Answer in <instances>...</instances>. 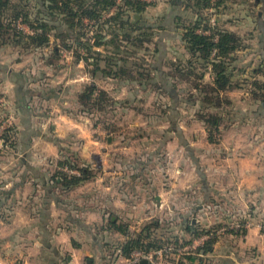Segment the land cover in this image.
<instances>
[{
  "label": "crops",
  "instance_id": "0c3cea01",
  "mask_svg": "<svg viewBox=\"0 0 264 264\" xmlns=\"http://www.w3.org/2000/svg\"><path fill=\"white\" fill-rule=\"evenodd\" d=\"M167 3L146 5L143 13L132 15L142 25L159 22L157 49L153 45L137 55L155 68L150 81L95 72L77 60L75 48L62 50L56 66L49 61V48H0V94L8 100L2 115L12 117L17 131L14 146H0V264H107L128 240L110 229V221L133 234L155 223L152 238L197 243L193 254L166 264H264V236L257 225L244 236L219 237L206 253L202 248L209 239L200 242L204 234L186 232L189 225L204 233L235 219H264V103L238 91L242 88L229 91L223 141L209 139L196 117L197 105L184 103L180 87L186 84L168 76L169 63L187 59L180 18L195 21V15L173 0ZM52 22L63 24L61 16ZM229 25L236 32L235 23ZM247 45L236 53V64L245 69L234 76L237 83L252 82L260 62L258 50ZM95 50L104 53L101 47ZM81 55L87 56L84 50ZM91 84L106 91L117 108L144 106L141 95L147 92L157 96L153 104L170 106L169 112L140 109L131 132L105 117V128L77 104V95ZM64 157L90 167L94 177L64 188L54 179Z\"/></svg>",
  "mask_w": 264,
  "mask_h": 264
},
{
  "label": "trees",
  "instance_id": "16d2710c",
  "mask_svg": "<svg viewBox=\"0 0 264 264\" xmlns=\"http://www.w3.org/2000/svg\"><path fill=\"white\" fill-rule=\"evenodd\" d=\"M231 1L236 4L243 3L244 0H216L214 7L216 10H221ZM173 2L183 7L185 11L190 10L195 15V21L180 18L179 24L184 27L181 39L187 59L169 63L168 76L186 84L180 87L184 103L197 105L196 117L206 125L209 139L216 142V134L221 132V126L228 123L226 117L230 115L229 108L232 105L227 95L229 91L240 89L243 86L241 83H249L252 86L249 91L252 99L264 103V64L259 62L252 82L247 80L234 82V76L242 74L245 70L244 67L236 64V53L244 49V38L236 32L223 29L220 25L209 24L207 11L212 7L211 0H173ZM256 2L264 3V0H256ZM113 4L114 0H19L18 2L0 0V48L12 46L29 52H39L49 48L52 59L49 61L55 66L60 63L62 50L75 48L77 60L83 59L88 65H92L95 72L100 71L130 82L150 81L153 79L151 72L155 68L146 66L147 61L137 55L139 51L147 53L153 45L157 49L154 37L159 22L143 25L142 21L135 22L132 15L143 13L146 5L132 0H126L114 16L103 20V11ZM60 16L63 24H54L52 19ZM84 19H90L96 24L93 34L87 40L85 37L90 30ZM19 21L27 25L32 32L28 34L19 29L17 26ZM199 28L207 32H198ZM95 47H101L104 53L95 50ZM82 50L87 56L81 55ZM159 87H157L159 91H164ZM113 102L106 91L94 84L87 85L77 95L80 111L90 116L105 113L108 105ZM169 109L168 105L161 106L163 114L169 112ZM3 113L4 109L0 110V120L5 118ZM100 122L105 128L107 127L105 117ZM16 132L15 126L5 131L2 136V148L15 145ZM57 166L75 167L80 171L79 175H71L60 169L57 170L54 179L64 188L79 186L94 177L90 167H80L72 157H64ZM221 225L213 231L219 229ZM113 227L115 231L128 237L125 244L116 248V250L121 248L125 257H129L135 250L149 252L170 244H186L174 236L152 238L156 233L154 230L158 228L155 223L147 224L136 234L131 233L126 225H117L110 221V229ZM186 232L192 237H198L210 231L193 232L189 225ZM246 232L230 231L228 234L244 236ZM219 237L213 232L202 250L205 253L212 251V246Z\"/></svg>",
  "mask_w": 264,
  "mask_h": 264
},
{
  "label": "rangeland",
  "instance_id": "374dc122",
  "mask_svg": "<svg viewBox=\"0 0 264 264\" xmlns=\"http://www.w3.org/2000/svg\"><path fill=\"white\" fill-rule=\"evenodd\" d=\"M14 1L18 2L19 0H14ZM161 1H164V3L168 4L167 1L169 2L171 0H161ZM211 2H212V5H211L212 7L207 11L208 16H209L208 22L211 23V20L213 19L215 21L214 26L220 25L223 29H227L228 27H230L229 23L233 21L235 23V26L233 27V29L238 34H240L243 38L248 36L247 43L243 42V44H248L247 48H251L253 51L257 49L258 53L260 54V62L264 64V54L262 53V51H264V33H262L264 31V3L260 4L259 6H256L255 5L256 0H244L243 3L238 2L236 4L233 1H231L230 3H227L228 5L226 7L222 8L221 10L218 9L220 11L218 12V10H216V8L214 7L216 5L215 3L216 0L211 1ZM230 10L232 11L230 12ZM258 13H260L259 18L257 16ZM152 14L153 12L151 13V16ZM151 22L154 23L152 19H151ZM260 34L263 35L262 40H259ZM63 63L65 62L63 61ZM241 84L243 86L240 87V89L242 88V90H238L240 92L242 91L245 92V90L246 92L247 91L249 92L252 89V86L249 83H245V84L241 83ZM107 88H110V86L108 85ZM125 92H128V91L125 90ZM146 94L147 95L143 93L141 95L142 96L141 100L146 99V104L144 106L138 103H132L130 106L117 108L116 105L109 104L107 111L105 113L96 114L94 116V119L98 120L99 123H102L100 121H103V117L112 118V120L116 122L117 128L118 127L122 128L121 130H123L124 132L126 131L131 132L128 128L132 127V125L130 124H133L135 122L134 117L136 116H133L135 115V112L136 113L139 112L140 109L142 111L144 110L145 112H149L152 114L154 112L161 111V106L153 104L154 103L153 99L155 98L156 95L153 93L149 95L147 92ZM242 97L244 96H241V98ZM162 99L164 101V98ZM160 103H162L161 100H160ZM235 114L236 112L233 115ZM224 117H226V115H224ZM226 121L228 122L227 118H226ZM221 127L226 128L227 126L223 124ZM140 128H141L140 126L137 127V130H139ZM134 133L137 134L139 133V131L135 130ZM221 135L220 133L216 134L217 142H219L220 140L221 142L223 141V139L221 138L222 137Z\"/></svg>",
  "mask_w": 264,
  "mask_h": 264
},
{
  "label": "built area",
  "instance_id": "2783aa9c",
  "mask_svg": "<svg viewBox=\"0 0 264 264\" xmlns=\"http://www.w3.org/2000/svg\"><path fill=\"white\" fill-rule=\"evenodd\" d=\"M126 0H114V4L107 9L103 11V20H108L112 16H114L120 7L123 6ZM132 1H139L147 6L155 5L161 0H132ZM214 1V0H211ZM86 20V24L88 25L89 32L87 34V37L91 36L93 34V30L96 28V24L94 21H91L89 19ZM215 21L212 19L211 23H209L211 26H214ZM17 26L19 29L23 30L24 32H29V28L23 24L22 21H19L17 23ZM198 32L206 33L207 31H204L203 29L199 28ZM8 107V100L5 96L0 95V110L7 109ZM14 126V121L12 117H5L2 120H0V146H3L2 136L5 133V131L9 128ZM61 171L71 174V175H79L80 171L78 168H71L69 166H64L60 168ZM257 225L260 230L262 231V234L264 236V219L261 221L255 222L254 219L251 218H244V219H235L231 222L224 223L219 229L217 230H211L209 233L204 234V236L200 239V242H204V240L210 239V237L213 235V232H216L220 237L228 234L230 231L232 232H242V231H248L252 227ZM197 249V243H189V244H180V245H167L163 246L160 249L151 250L149 252L139 251L135 250L133 251L129 257H125L123 255V251L121 248L116 250L109 259V262L107 264H141L142 261L146 260L149 264H166L169 259L177 260L179 261L182 259V257H185L187 255L193 254Z\"/></svg>",
  "mask_w": 264,
  "mask_h": 264
},
{
  "label": "water",
  "instance_id": "95a60500",
  "mask_svg": "<svg viewBox=\"0 0 264 264\" xmlns=\"http://www.w3.org/2000/svg\"><path fill=\"white\" fill-rule=\"evenodd\" d=\"M139 16H136V19L138 18ZM141 264H148V262L146 260L142 261Z\"/></svg>",
  "mask_w": 264,
  "mask_h": 264
}]
</instances>
